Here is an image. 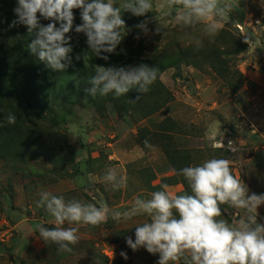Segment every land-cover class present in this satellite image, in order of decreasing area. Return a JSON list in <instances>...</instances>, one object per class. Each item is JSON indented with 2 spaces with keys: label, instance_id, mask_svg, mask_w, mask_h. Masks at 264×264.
<instances>
[{
  "label": "rangeland",
  "instance_id": "1",
  "mask_svg": "<svg viewBox=\"0 0 264 264\" xmlns=\"http://www.w3.org/2000/svg\"><path fill=\"white\" fill-rule=\"evenodd\" d=\"M226 2L232 5L229 19L219 21L214 35L203 31V22L176 24L174 11L161 19L164 28L157 33L155 8L124 26L117 46L121 58L152 66L160 54L178 58L159 76L167 98L152 114L142 118V106L128 100L119 106L105 103L103 110L83 101L58 103L49 115H23L24 122L8 140L10 152L20 149V155L13 158L0 148V264H158V253L133 250L126 243L129 237L135 241V227L149 219L146 215L129 220L109 215L99 226L74 225L78 243L71 253L58 251L35 228L56 227L47 210L37 206L43 192L65 201L105 203L112 212L131 211L137 197L150 199L162 184L177 195L190 193L179 170L216 157L231 162L248 195L264 194V0ZM17 6L18 0H0V44L26 26L10 27L18 19ZM80 12L73 10L74 16ZM40 22L51 21L40 17ZM141 22H147L148 33L137 27ZM5 26L9 32L4 34ZM90 71L94 75L95 67ZM3 105L0 122L15 111ZM25 145L28 149L22 150ZM108 168L127 178L125 188L113 190L104 181ZM221 208L229 223L243 214L227 205ZM256 216L264 224V204Z\"/></svg>",
  "mask_w": 264,
  "mask_h": 264
},
{
  "label": "clouds",
  "instance_id": "2",
  "mask_svg": "<svg viewBox=\"0 0 264 264\" xmlns=\"http://www.w3.org/2000/svg\"><path fill=\"white\" fill-rule=\"evenodd\" d=\"M154 8L159 13L157 33L164 28L161 19L174 11L176 24L189 27L203 22V31L214 35L219 21L229 19L232 5L226 0H161L156 4L153 0H120L119 6L116 0H18L14 9L18 19L10 27L26 25L29 33H35V39L28 45L31 53L50 69L62 72L72 63L71 36L67 34L73 30L74 9L81 10L82 20L75 26V32L84 33L89 49L108 60L101 53L114 52L124 37L122 10L144 16ZM40 17L51 22L41 24ZM137 27L144 33L149 31L147 22ZM245 42L251 43L247 37ZM159 71L147 64L96 66L90 79L92 87L86 91L93 96L112 93L116 97L133 88L145 93ZM7 123L15 124L16 116L9 114ZM144 143L150 147L147 140ZM230 164L228 159L213 157L183 167L177 174L187 181L190 193L177 195L162 184V190L153 192L150 199L137 197L131 211L112 212L105 203L97 206L77 199L65 201L63 196L43 192L37 206L47 210L56 227L36 224L35 228L43 241L54 243L58 251L71 253L80 239L79 229L74 225L99 226L107 222L109 215L117 220L146 215L149 219L135 227V241L129 237L126 243L133 250L143 247L151 254L158 253V264H176L181 260L183 264H264V224L258 223L256 216L258 206L264 204V194L248 195V189L232 173ZM103 179L113 190L127 186V178L116 168H108ZM222 205L242 210L243 214L238 212L239 218L229 223L222 218ZM66 223L69 226L63 227ZM121 255L126 258L125 253Z\"/></svg>",
  "mask_w": 264,
  "mask_h": 264
},
{
  "label": "trees",
  "instance_id": "3",
  "mask_svg": "<svg viewBox=\"0 0 264 264\" xmlns=\"http://www.w3.org/2000/svg\"><path fill=\"white\" fill-rule=\"evenodd\" d=\"M79 16V14L74 16L76 26L77 23L82 22ZM121 18L125 26L135 23L140 16L122 10ZM6 27L3 29L4 34L9 32V28L6 29ZM27 31V27L24 26L20 28L18 35L15 34L12 37V34H8L6 42L0 44V108L4 106V103L10 104L11 108H15L12 114L16 116L15 124H8L7 116L5 121H2L3 123L0 122L4 124L0 127V148L3 152L6 151V155L12 153L11 156L16 158L21 153L20 149L10 152L8 140L11 133L24 122L22 118L26 112H38L40 116H46L52 113L58 103L78 104L82 103L81 101L91 103L99 110H103L105 103H115L119 106L131 100L136 105L142 106L141 117L144 118L164 105L167 94L159 81V76L164 70L172 68L178 62L177 56L160 54L157 63L153 66L148 64L149 67H158L160 71L155 82L145 93L133 88L119 97L112 93L107 96L99 94L93 96L86 91L92 87L90 84L93 76L91 68L96 66L128 67L130 65L137 67L145 63H135L134 58L132 60L121 58L117 54L119 52L117 48L112 53H105L109 57L108 60L96 59L95 53L89 49L86 42V35L74 32L70 33V43L73 48L70 53L72 63L62 72L55 71L31 53L28 45L35 38L31 37ZM77 56L80 57L79 60ZM114 57L116 58L113 60ZM25 148L28 149L26 145L21 146L22 150Z\"/></svg>",
  "mask_w": 264,
  "mask_h": 264
}]
</instances>
